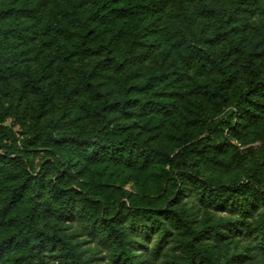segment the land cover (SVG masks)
Masks as SVG:
<instances>
[{
    "label": "trees",
    "instance_id": "1",
    "mask_svg": "<svg viewBox=\"0 0 264 264\" xmlns=\"http://www.w3.org/2000/svg\"><path fill=\"white\" fill-rule=\"evenodd\" d=\"M263 49L264 0H0V264H95L86 243L108 264L264 257L259 178L224 183L196 173L229 160L230 139L262 137ZM188 98L203 103L192 117ZM8 118L27 133L20 153L2 125ZM197 130L207 136L170 159L169 142ZM39 148L47 160L36 171L28 153ZM108 166L145 181L163 172L176 202L193 197L237 220L199 228L173 203L109 199L115 178L106 170L97 188L69 184ZM242 243L253 256L222 261L215 251Z\"/></svg>",
    "mask_w": 264,
    "mask_h": 264
},
{
    "label": "rangeland",
    "instance_id": "2",
    "mask_svg": "<svg viewBox=\"0 0 264 264\" xmlns=\"http://www.w3.org/2000/svg\"><path fill=\"white\" fill-rule=\"evenodd\" d=\"M254 25L256 28H262L260 17L254 20ZM260 54L258 55V59L264 62V49L260 50ZM203 103H201L197 99L188 98L184 101L183 104V111L184 113H188L190 117L196 115L199 112L200 107ZM8 127V131L14 135L17 142V152L20 153V150H23V141L24 137H27V133L15 123L13 118H8L2 124ZM168 125V122L165 121V126ZM200 131H196L194 138H190L189 141H185L184 138H175L171 140L169 143L170 146L168 147L167 152L169 153L170 159H178L182 156V149L187 145H191L196 143L198 140H203L207 135L201 134L199 135ZM182 133V132H181ZM228 133V130H225V134ZM170 139V138H169ZM168 142V140L166 141ZM230 143L232 145L230 153L228 154L229 160H224L221 165H215L214 163H208L204 166L203 169L196 170L200 176H213L218 180L224 181V183L230 182H237L245 178L246 173L254 174L256 177L259 178L261 183L264 185V133L261 138L257 139L253 142H242L241 140L230 139ZM156 147H162L163 143L156 142ZM246 156V162L243 166H239L237 164L236 157L238 156ZM16 155H12L14 157ZM29 158L32 160L36 171L40 170L42 163H44L47 158L45 153L42 151L41 148L37 150H31L28 153ZM231 157V158H230ZM167 171L170 169V165L166 166ZM106 170V171H105ZM105 171V175L112 174L113 181L109 182V190L113 191V194L109 195V192L106 193V196L110 199L113 197L115 199H119L121 202L128 203L127 195H130L134 201L136 202H143L145 204H150L154 207H164L166 203H173L176 207L181 209H186L196 220L197 227L203 226H212L217 223H221L227 225L228 222L236 221V216L231 215L227 212H216L213 210L205 209L199 206L193 197L185 196L181 199H176L178 197L177 190L174 188L173 183L164 176V173L159 174H152L150 181H145L143 175L136 170H127L120 166H108L106 169L103 167H96L91 170L92 174L88 177L79 178L75 180H71L69 182L70 185L75 187L77 190H80V187L84 188H97V178L99 177L98 173H102ZM178 173L177 171L175 172ZM169 177V176H168ZM79 184L81 186L79 187ZM77 224H73L71 231H78ZM154 245V240L150 243L149 247L152 249ZM170 246L166 249H170L172 243L169 244ZM235 245L232 244L231 247H226L224 245L217 246L215 251L219 254L222 261L236 257L241 255L246 256H253L250 252H247L245 249L244 243L239 244L238 247H234ZM83 248L87 251L86 256L90 257L95 264H108L106 259H103L104 253H100V249L96 246L95 243H86L83 245ZM175 249V248H174ZM171 250L172 251H174ZM175 251H178L175 249ZM148 254H151V250ZM152 255V254H151ZM243 259V258H242ZM245 262H240L239 264H264V257L262 256H255L253 258H244ZM46 264H53V262L48 261L45 262ZM157 264H170V257L163 254L158 260H156Z\"/></svg>",
    "mask_w": 264,
    "mask_h": 264
}]
</instances>
